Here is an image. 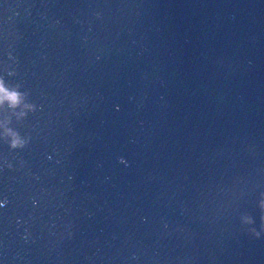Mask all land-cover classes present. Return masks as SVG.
Segmentation results:
<instances>
[{"label": "water", "instance_id": "obj_1", "mask_svg": "<svg viewBox=\"0 0 264 264\" xmlns=\"http://www.w3.org/2000/svg\"><path fill=\"white\" fill-rule=\"evenodd\" d=\"M0 79V264H264V0H0Z\"/></svg>", "mask_w": 264, "mask_h": 264}, {"label": "clouds", "instance_id": "obj_2", "mask_svg": "<svg viewBox=\"0 0 264 264\" xmlns=\"http://www.w3.org/2000/svg\"><path fill=\"white\" fill-rule=\"evenodd\" d=\"M21 99V93H19L15 89H9L8 87H6L3 80L0 79V104H3L6 101L11 107H15L21 103ZM8 131L13 136L11 146L13 148L18 146L22 147L23 141L19 138L18 134L11 132L10 129Z\"/></svg>", "mask_w": 264, "mask_h": 264}]
</instances>
